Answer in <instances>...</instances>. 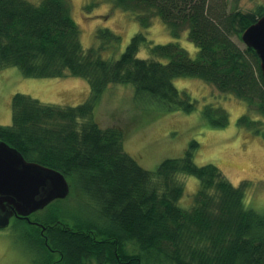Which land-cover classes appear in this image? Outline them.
Masks as SVG:
<instances>
[{
  "label": "trees",
  "instance_id": "1",
  "mask_svg": "<svg viewBox=\"0 0 264 264\" xmlns=\"http://www.w3.org/2000/svg\"><path fill=\"white\" fill-rule=\"evenodd\" d=\"M113 6L135 18L140 31L119 54L105 57L120 35L99 27L97 43L85 49L69 0H0V69L17 67L35 78L78 76L90 87L77 105L15 93L11 124H0L1 141L25 160L59 171L70 186L42 216L13 217L35 264H264V211L246 203L248 181L233 185L216 165L195 163L196 141L183 155L145 169L124 150L122 129L93 118L104 90L117 83L133 85L135 97L147 96L159 109L190 112L195 101L173 80L193 77L245 102L239 121L253 123L264 137L262 122L250 119L264 117V78L256 52L241 40L264 15V4L249 11L229 8L228 0H113ZM154 17L174 39L186 32L196 55L177 41L152 43L146 30ZM142 45L150 57H138ZM203 110L211 122L228 123L223 108ZM188 175L198 188L184 207Z\"/></svg>",
  "mask_w": 264,
  "mask_h": 264
},
{
  "label": "rangeland",
  "instance_id": "2",
  "mask_svg": "<svg viewBox=\"0 0 264 264\" xmlns=\"http://www.w3.org/2000/svg\"><path fill=\"white\" fill-rule=\"evenodd\" d=\"M228 1L229 8L243 11L264 4V0ZM69 2L85 49L97 43L94 33L99 27H107L121 37L115 50L103 51L105 57L119 54L131 36L140 31L135 18L114 7L113 0ZM146 34L154 44L177 41L191 57L197 53L186 32L174 39L159 17L152 18ZM138 57H150L147 46L140 47ZM173 84L195 101L194 110L159 109L147 96L135 97L133 85L117 83L104 90L93 110V118L102 127L122 129L124 150L145 169L154 170L163 159L183 155L190 142L196 141L195 163L216 165L233 185L248 181L246 203L264 211V137L262 132L253 130V123L246 125L239 121L247 112L245 102L223 94L197 78L179 77L173 80ZM89 92L88 81L78 76L25 77L17 67L5 66L0 69V124H11V99L15 93L27 94L44 104L77 105L85 101ZM207 105L226 110L228 123L221 126L211 122L203 110ZM212 117L218 116L212 114ZM250 119L260 120L264 132V117L254 114ZM197 188L198 180L194 176H185L184 195L179 204L188 207ZM76 192L74 190L73 196L69 195L70 199L76 197ZM42 212L41 209L30 215L39 217ZM9 222L0 228V264H35L33 250L24 240L20 224H16L12 217Z\"/></svg>",
  "mask_w": 264,
  "mask_h": 264
},
{
  "label": "water",
  "instance_id": "3",
  "mask_svg": "<svg viewBox=\"0 0 264 264\" xmlns=\"http://www.w3.org/2000/svg\"><path fill=\"white\" fill-rule=\"evenodd\" d=\"M245 46L258 58L264 78V15L241 34ZM70 192L65 176L57 170L29 162L14 147L0 140V228L11 217L28 218L56 199Z\"/></svg>",
  "mask_w": 264,
  "mask_h": 264
},
{
  "label": "flooded vegetation",
  "instance_id": "4",
  "mask_svg": "<svg viewBox=\"0 0 264 264\" xmlns=\"http://www.w3.org/2000/svg\"><path fill=\"white\" fill-rule=\"evenodd\" d=\"M13 218V217H12Z\"/></svg>",
  "mask_w": 264,
  "mask_h": 264
}]
</instances>
